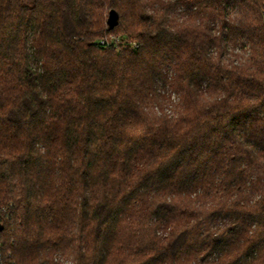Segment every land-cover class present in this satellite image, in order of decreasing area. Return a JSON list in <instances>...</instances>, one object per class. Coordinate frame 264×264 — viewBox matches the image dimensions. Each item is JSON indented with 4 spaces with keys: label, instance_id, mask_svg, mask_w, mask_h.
I'll return each mask as SVG.
<instances>
[{
    "label": "trees",
    "instance_id": "1",
    "mask_svg": "<svg viewBox=\"0 0 264 264\" xmlns=\"http://www.w3.org/2000/svg\"><path fill=\"white\" fill-rule=\"evenodd\" d=\"M0 224V264H264V0H0Z\"/></svg>",
    "mask_w": 264,
    "mask_h": 264
},
{
    "label": "built area",
    "instance_id": "2",
    "mask_svg": "<svg viewBox=\"0 0 264 264\" xmlns=\"http://www.w3.org/2000/svg\"><path fill=\"white\" fill-rule=\"evenodd\" d=\"M121 39V38H120ZM120 39L119 38H112V40H108V38H103L102 40H100L99 44L103 45V46H108V47H116L118 48L120 45ZM132 46L134 48L138 47L137 43H133ZM1 246V243H0Z\"/></svg>",
    "mask_w": 264,
    "mask_h": 264
},
{
    "label": "water",
    "instance_id": "3",
    "mask_svg": "<svg viewBox=\"0 0 264 264\" xmlns=\"http://www.w3.org/2000/svg\"><path fill=\"white\" fill-rule=\"evenodd\" d=\"M118 18H119V16H118L117 12L112 10L110 12L109 21H108L111 28H114L118 24ZM0 230H2L1 224H0Z\"/></svg>",
    "mask_w": 264,
    "mask_h": 264
},
{
    "label": "rangeland",
    "instance_id": "4",
    "mask_svg": "<svg viewBox=\"0 0 264 264\" xmlns=\"http://www.w3.org/2000/svg\"><path fill=\"white\" fill-rule=\"evenodd\" d=\"M31 1H32V0H25L26 3H30ZM113 37H114L115 39H116V38H119V39H120V37H116V36H109V37H107V38H108V40H112Z\"/></svg>",
    "mask_w": 264,
    "mask_h": 264
}]
</instances>
